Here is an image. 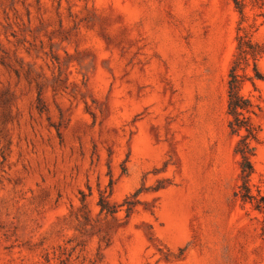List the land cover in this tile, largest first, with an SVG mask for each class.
<instances>
[{"label": "rangeland", "instance_id": "374dc122", "mask_svg": "<svg viewBox=\"0 0 264 264\" xmlns=\"http://www.w3.org/2000/svg\"><path fill=\"white\" fill-rule=\"evenodd\" d=\"M237 18L231 0H0V264H264L263 215L234 194Z\"/></svg>", "mask_w": 264, "mask_h": 264}, {"label": "trees", "instance_id": "16d2710c", "mask_svg": "<svg viewBox=\"0 0 264 264\" xmlns=\"http://www.w3.org/2000/svg\"><path fill=\"white\" fill-rule=\"evenodd\" d=\"M231 1L238 15L236 46L227 78V113L230 116L228 126L231 133L239 135L235 152L240 157V182L234 194L263 215L261 234L264 236V192L260 188L253 192L250 184L254 172L252 156L255 153V146L251 141L258 140L260 130L253 123L251 114L255 113V107L260 109V106L242 91L247 81L256 89V82L264 80V71L259 66L260 59L264 57V40L255 38L256 32L264 26V0Z\"/></svg>", "mask_w": 264, "mask_h": 264}]
</instances>
